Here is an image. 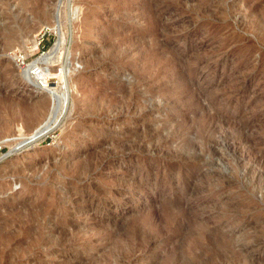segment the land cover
<instances>
[{
	"label": "rangeland",
	"instance_id": "374dc122",
	"mask_svg": "<svg viewBox=\"0 0 264 264\" xmlns=\"http://www.w3.org/2000/svg\"><path fill=\"white\" fill-rule=\"evenodd\" d=\"M4 12L0 264H264V0Z\"/></svg>",
	"mask_w": 264,
	"mask_h": 264
},
{
	"label": "bare ground",
	"instance_id": "6f19581e",
	"mask_svg": "<svg viewBox=\"0 0 264 264\" xmlns=\"http://www.w3.org/2000/svg\"><path fill=\"white\" fill-rule=\"evenodd\" d=\"M148 1V0H147ZM153 1V0H152ZM23 3H25V1H22ZM150 2V1H149ZM22 4V3H21ZM20 4V5H21ZM152 6V5H151ZM38 8V7H37ZM40 8V7H39ZM22 9V8H20ZM34 9V8H32ZM28 10V9H27ZM153 10V9H152ZM35 11H39V10H36ZM33 12V11H32ZM144 12V11H143ZM16 13V12H15ZM48 13V12H47ZM40 14V13H39ZM142 14V13H141ZM146 14V13H144ZM12 14L11 13H6L4 12V15L2 16V20H8L9 22L3 26H0V33H2V30H7V36L3 37V39L7 42H11V39L14 37V35L16 36V31L13 30L11 28V24L12 23H15L14 20H12L11 18ZM22 18V17H21ZM153 23V26H156V23L155 22H152ZM4 24V23H3ZM158 25V23H157ZM157 27V26H156ZM155 27V29H156ZM1 35V34H0ZM15 39V37H14ZM13 43V42H12ZM5 45V44H4ZM9 48V47H8ZM40 71H42L41 68H36L35 72L32 73V75L34 76V78L36 79V82H38V84L36 85H39V86H42V87H45L47 86V79L49 78V76L53 77L51 74L47 73L44 74H41ZM30 73V72H29ZM28 75V74H27ZM33 78V79H34ZM44 82V84H46L45 86L41 85V83ZM47 103H48V106H47ZM45 102L44 101H38L34 104H32L29 108H23L22 112H23V117H25L27 120L30 121V123H32L37 117H40L39 120H37V124L34 125L35 127H32V134L31 135H36V134H42V133H45V131L48 129V125L50 123V121H52V119L54 118V114H55V107L52 106V108L50 109L51 105V101L49 100L48 102ZM22 114V113H21ZM20 116V117H22ZM34 124V123H33ZM4 128V126H3ZM20 132V130H19ZM9 140H2L0 141V145H2L3 143L4 144H8ZM81 158V157H80ZM18 166V165H17ZM32 210V209H31ZM34 210V209H33ZM37 210V209H36ZM66 232V231H65ZM213 243V242H212ZM50 245V244H49ZM53 255V254H52ZM181 255V254H180ZM226 255V254H225Z\"/></svg>",
	"mask_w": 264,
	"mask_h": 264
},
{
	"label": "built area",
	"instance_id": "2783aa9c",
	"mask_svg": "<svg viewBox=\"0 0 264 264\" xmlns=\"http://www.w3.org/2000/svg\"><path fill=\"white\" fill-rule=\"evenodd\" d=\"M1 147V146H0ZM1 149V148H0Z\"/></svg>",
	"mask_w": 264,
	"mask_h": 264
}]
</instances>
